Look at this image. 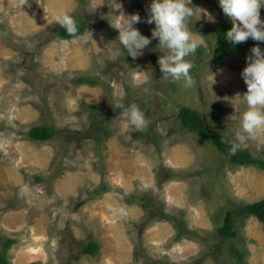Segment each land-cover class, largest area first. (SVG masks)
I'll return each mask as SVG.
<instances>
[{"label":"rangeland","instance_id":"rangeland-1","mask_svg":"<svg viewBox=\"0 0 264 264\" xmlns=\"http://www.w3.org/2000/svg\"><path fill=\"white\" fill-rule=\"evenodd\" d=\"M150 4L0 0V253L9 264H264V221L243 211L264 198V168L232 164L178 118L195 109L234 140L250 51L214 58L215 28L231 21L218 0H191L188 27L204 43L186 58L196 82L186 89L160 71L167 51L151 38ZM59 10L85 19L81 35L89 29L93 40L59 36ZM121 13L138 14L134 27L151 39L135 60L111 54ZM118 101L138 105L147 127L131 126ZM37 125L57 133L33 140ZM241 147L264 160V132ZM228 210L235 236L225 238L217 229ZM91 241L97 250L85 253Z\"/></svg>","mask_w":264,"mask_h":264},{"label":"clouds","instance_id":"clouds-1","mask_svg":"<svg viewBox=\"0 0 264 264\" xmlns=\"http://www.w3.org/2000/svg\"><path fill=\"white\" fill-rule=\"evenodd\" d=\"M218 4L223 14L231 21V28L223 33L228 42L237 45L251 39L264 43V19H261L260 15L264 0H218ZM190 5L191 0H151L150 14L146 21L155 25L151 38L158 39L160 48L167 51V55H160L157 61L160 71L165 79L182 82L186 89L196 83L190 74L193 63L186 58L204 43L195 39L188 27V20L194 15ZM209 19L213 18L209 16ZM140 20L136 13H121L119 20L111 24L118 30L117 39L120 46L112 50L113 58L120 56L122 49L135 60L151 43L148 36L142 35L134 27ZM54 21L79 43L86 44L89 39L93 40L89 29L84 35L78 34V22L69 10L57 11ZM259 43L251 47L250 55L246 57V65L241 71L247 87V91L241 95L246 108L239 116V127L234 132L235 139L229 142V152L233 155L247 140L257 139L258 134L264 132V49ZM113 107L120 109L121 115L137 131L147 127L145 113L135 103L125 105L118 101Z\"/></svg>","mask_w":264,"mask_h":264},{"label":"trees","instance_id":"trees-1","mask_svg":"<svg viewBox=\"0 0 264 264\" xmlns=\"http://www.w3.org/2000/svg\"><path fill=\"white\" fill-rule=\"evenodd\" d=\"M78 22V34L81 35L84 33L85 24H87L85 19L80 17H76ZM230 27L227 23V19L224 18L218 26L215 28V48L213 50L214 58H220L226 55L229 50H237L239 52H249L251 47L254 45L253 40H248L245 43L232 45L228 42L223 33L226 32ZM58 35L62 38H71L68 33L63 29L59 28ZM78 83H87L90 85L95 84V80H91L86 77H79L76 80ZM94 108V106H92ZM178 118L182 127L195 131L203 140L210 141L215 148L228 156L229 161L232 164L243 165V166H257L259 168H264V160L253 157L249 150L245 148H240L234 155L230 154L229 148L230 143L224 139L222 133H220L216 129H212L207 126L201 118L200 113L189 107H182L178 111ZM57 131L55 128L47 126V125H37L30 128L28 135L33 140L38 141H47L56 135ZM243 211L245 216H254L260 221H264V198L252 202L247 203L243 206ZM235 212L232 210H228L225 213L223 222L221 226L217 229V234L220 237H234L235 236ZM9 243V240L5 245ZM97 250V244L93 241L86 244L83 248V251L86 253L94 254ZM0 264H9L6 257L0 253Z\"/></svg>","mask_w":264,"mask_h":264}]
</instances>
